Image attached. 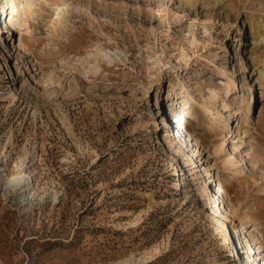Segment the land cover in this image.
Here are the masks:
<instances>
[{
    "label": "rangeland",
    "instance_id": "obj_1",
    "mask_svg": "<svg viewBox=\"0 0 264 264\" xmlns=\"http://www.w3.org/2000/svg\"><path fill=\"white\" fill-rule=\"evenodd\" d=\"M12 1L20 21L8 14L14 28H5L0 13V35L14 47L19 67H29L41 97L22 92L11 98L31 74L8 73L15 60L0 56V264H246L240 247L223 244V236L237 239L231 228L225 232L217 223L229 199L236 223L245 210L258 217L262 250L243 240L251 247L247 255L263 261L260 90L243 144L235 137L239 115L230 118L235 138L224 152L241 160V173L231 180L212 151L210 127L189 112L205 119L208 112L193 108V101L201 103L212 89L224 93L216 85L221 63L236 71L242 92L238 59L244 63L250 49L264 51L249 46L250 25L264 22V1ZM260 70L255 65L247 81ZM234 92L223 99L231 101ZM184 99L183 144L173 123L162 122L172 115L171 104ZM221 104L217 110L227 115ZM162 133L173 149L161 145ZM231 142L238 146L233 151ZM30 169L23 190L7 182ZM217 178L225 191L205 205L200 186L217 190ZM213 208L216 221L208 215Z\"/></svg>",
    "mask_w": 264,
    "mask_h": 264
},
{
    "label": "bare ground",
    "instance_id": "obj_2",
    "mask_svg": "<svg viewBox=\"0 0 264 264\" xmlns=\"http://www.w3.org/2000/svg\"><path fill=\"white\" fill-rule=\"evenodd\" d=\"M1 1L2 0H0V13H1V15L5 16L3 25L5 26V28L7 27L8 29H10V27L14 28L13 24H11L10 22H6V18L8 16V14H10L11 18H17L20 21V13L18 11V7L16 6L14 1H12V0H5L3 2H1ZM208 1H212V0H208ZM56 2L60 3V2H62V0H56ZM217 2H218V0H215V3H217ZM52 4H54V3H52ZM54 5H56V4H54ZM27 6L29 7V5H27ZM243 8H244V5H243ZM8 10H9V12H7ZM0 29L2 31L4 28H0ZM250 30H251L253 39L251 40L249 46L258 47L260 49H263L264 48V22H262L261 20L258 19L254 24L250 25ZM239 33L241 35L243 34L242 31H240ZM234 46L235 47L233 49V52H234L233 54L237 56V52H238L237 51V45L235 44ZM13 48H10L9 44L6 43V39L3 37L2 32H1V35H0V56L3 57V55L6 54L10 57H13V60H15L14 67H12L11 65H8V64L6 65L7 69L9 70L8 73H12L13 68H14L18 74H21L24 77L26 75V72H29V75L31 74L30 77L24 78V80L20 82L19 87H16L14 93L11 95V98H15L17 94H22V92L29 93V94H30V92H32L37 97H41L39 93H36L33 90V88H34L33 83H34V81L35 82H37V81L33 77L32 72L30 71L29 67H27V65H25V64H24L23 69L21 67H19V64H20L19 57L13 56L15 53L13 51ZM17 48L22 49L20 44L17 45ZM222 51H225L228 53L226 46L221 47V52ZM97 55H99V54H97ZM214 57H216V55ZM245 59H247V60L244 63H243L242 59H238V64L240 65L239 68H240V70H243L242 80H241V85L243 87L242 92L239 91V82L237 81L238 79L236 78L238 74H236V71H233L232 67H230V66L228 67L227 64L221 63L218 66H216V70H217L218 75L221 76L222 78L217 80L216 85L220 87V88L218 87L219 89L224 91L223 94L228 93V92H232V91L233 92L238 91V93L234 92V98L228 102V101H225L223 99V96H222L223 94H221L219 92V90H216V89L213 90L212 89V90H210V92H208V95L201 98V103L193 101V108L198 107L202 113L208 112V115L205 116V119L199 118L198 113L200 111L198 112V111L192 110L191 112H189L191 119L194 122H196L198 125L200 124L202 127V125L205 126V124H206L208 127H210L211 134L210 133L209 134H210V137L213 138L210 141V143L212 144V151L215 154H218L219 158L221 159V163H222L221 165H222L223 169L229 168L230 175L227 176V179H229V180H231V177L241 173V168H240L241 167L240 166L241 160H237L234 157L232 152L231 153L224 152L225 143L230 139L233 140L235 137L239 138L240 144L244 143V138L246 137V135L249 132V130L247 128H245L244 126L249 125L248 121L252 115L253 105L256 101V92L255 91L257 89L260 90V95H259V97L257 96V99H260V101H261V104L259 105L260 110H259L258 117H260L264 111V102H263L264 101V51L259 52L257 54L254 52V50L250 49L248 51L247 57L245 56ZM255 65L260 66L261 70L258 74V77H256L255 79L252 78L248 82L247 81L248 80L247 74L254 70ZM223 77H225L226 83L224 82ZM182 90H183L184 95L188 94L187 90L185 89L184 86L182 87ZM47 97H50V94H47ZM219 99H221V101H222L221 105H222L223 109H227V110L230 109V111L227 115H224V113H222L221 110L220 111L217 110L216 103ZM186 104H187V102L185 99L182 100V103L178 104V106H176V103L171 104V106L174 105V107L171 108L172 115H170V114L165 115L166 121L163 120V122H162L163 125L166 127H168L169 125H172L171 123H173L174 129H177V132L175 133V135H177L178 140L181 141L183 144L185 143L184 135L187 132L186 126H185V124H186V112H185ZM210 107H213V109H210ZM232 107H234V109ZM176 108H177V110H176ZM213 110H215V112H213ZM234 114H238L239 118L237 119V123H236V128H237L236 136L234 138H232L233 132L230 133V131L232 130V125H230V118H232V116ZM207 116H209V117H207ZM207 118H209V123H207ZM167 121H169V122H167ZM154 123L156 124L155 120H154ZM159 124L160 123H157V126ZM181 130H182V132L179 134V131H181ZM161 135H162L161 136L162 138L160 140L161 145H167V148L173 149L174 142L170 139V137L167 135V133H162ZM237 147L238 146H236V144H234V142H231V148L230 149L232 151L235 150ZM164 150H165V148L163 147L162 151H164ZM184 155L187 157L186 154H184ZM25 164H26L25 158L20 157L18 169H22L25 166ZM32 172H33V170L30 169V171L28 173L22 172L21 174L18 173L16 175H12V177L9 178V180L7 182L9 184H15V188L23 190L25 187L24 183L26 181V178L28 176H30V174ZM221 180H222V178H217V180H216L218 183L217 190H216V186L210 187V185L208 186V184H206V183H204L203 186H200L199 196H200L202 202L205 203V205L212 204L215 201L217 202V200L219 201V195L216 196V193H218L220 191H225L224 190L225 186H223L224 184H222ZM229 180H227V181H229ZM207 181L214 183L215 180L214 179L210 180V178L208 177L206 182ZM180 183H183V181H180ZM229 188H230V184H227L226 189H229ZM215 191H217V192H215ZM231 203H232V200L229 199L227 206L224 207L225 213L223 216L222 215L218 216V212L214 208L211 209L210 211L208 210V215H209V217H211V220H215L216 216H218L219 219L217 220V223H219L220 226L224 227L225 232L230 227L231 231L234 233L233 237L237 238L234 240L231 238L232 239L231 240L228 236H223V244L229 245L232 249H235L234 246L240 247L242 249V253H241L242 259L241 260H243V261L245 260L246 264H264V260L258 261V259H252V255H250V254L247 255V252H248V250L249 251L251 250V247L249 246V244H247V242L245 240H243L245 237H247L251 243H253L255 245L259 244L257 250L258 249L262 250V247H263L262 244L263 243L261 242V239H260V236L262 234V232H261L262 226H260V224H259L258 217H255L253 215L254 218H251L250 215L248 214V212L245 210L241 213V215H239L238 223H236V221H234L233 211L230 208ZM210 208H211V206H210ZM251 226H253V229H252L253 233L248 232V229ZM242 235H243V237H241ZM156 252H157V250H156Z\"/></svg>",
    "mask_w": 264,
    "mask_h": 264
}]
</instances>
